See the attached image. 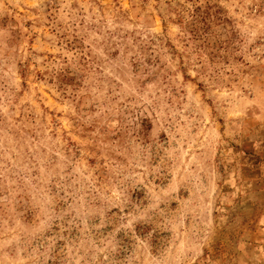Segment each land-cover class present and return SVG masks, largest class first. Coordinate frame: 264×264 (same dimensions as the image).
I'll return each instance as SVG.
<instances>
[{
  "label": "rangeland",
  "instance_id": "1",
  "mask_svg": "<svg viewBox=\"0 0 264 264\" xmlns=\"http://www.w3.org/2000/svg\"><path fill=\"white\" fill-rule=\"evenodd\" d=\"M0 264H264V0H0Z\"/></svg>",
  "mask_w": 264,
  "mask_h": 264
}]
</instances>
